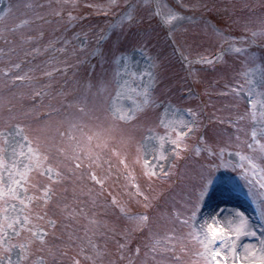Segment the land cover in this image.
<instances>
[{
  "label": "snow or ice",
  "instance_id": "1",
  "mask_svg": "<svg viewBox=\"0 0 264 264\" xmlns=\"http://www.w3.org/2000/svg\"><path fill=\"white\" fill-rule=\"evenodd\" d=\"M14 7L19 6L10 4L0 12V21L10 17ZM126 7L128 11L121 21L129 23L131 39L111 54L109 67L78 85L73 100L67 104L69 112L64 121L67 128L58 130L59 143L53 137L51 144H42L41 130L33 129L27 122L30 114L22 107L13 105L8 107L6 114H0V264H118V261L125 264H264V62L257 64L254 57L245 56L236 84L221 93L232 98V103L227 106L236 110L227 120L231 131L217 133V136L225 137L221 146L219 140L206 138L207 127L200 122V113L192 108H177L171 100L164 101L157 96L164 84V65L159 56L150 54L147 31L144 30L141 37V30L136 27L145 19L149 24L152 19H158L159 26L171 34L191 17L161 0H137ZM138 11L142 12L139 20L135 15ZM37 16L43 19L39 13ZM74 19L76 17L69 13V20ZM27 23L22 21L11 28L5 24L0 28V38L5 44L13 45L7 53L0 50V54L9 58L16 54V41H10L7 36L15 34ZM261 24L264 25V20ZM212 31L219 38L218 53L209 56L196 51L190 59L189 55L180 52L182 64L190 70V75H195L192 67L195 64L215 65L225 55L247 51L234 46L232 41L237 38L225 36L215 28ZM251 35L253 38L264 36V27ZM239 39L247 40L246 37ZM19 40L24 44L31 37L21 34ZM206 43L194 33L186 48H204ZM20 67L19 63L11 65L15 69ZM0 71L5 77L11 75V69ZM31 80L32 77L25 73L11 75L9 83L12 87H27L31 86ZM17 81L27 83L17 85ZM34 95L40 96L41 92L34 91ZM160 107L164 111L158 117V126L164 132L147 128V134L136 144V160L139 162L141 156L144 157L142 175L149 190H153L158 181L167 182L181 161L191 165L185 170L187 182L179 191L169 185L163 195L166 207L160 210V204L153 203L160 197L146 195L136 178L131 176L128 195L139 198L137 202L142 204L144 211L127 215L115 197L111 200V204L119 207L126 216L130 227L119 233L113 229L112 235L108 236L84 226V234L79 235L81 229L67 221H76L77 215L84 213L82 208L79 212L69 211L67 185H71L74 200L77 194L87 195L95 206L103 198L105 183L110 178L109 175H97L102 154L121 155L116 147H110V141L115 137L104 138L101 133L92 131V122L100 121L104 114L105 122L111 121V129L122 133L119 144L126 146L134 139L132 130L137 127L135 122L139 114L147 108ZM181 113H186L190 119ZM118 122L131 124L132 129L120 128ZM219 122L225 123L222 119ZM196 133H199L196 143H189ZM233 142L237 147L245 144L253 154L237 151L239 164L226 159V152L232 154L229 148ZM148 156L163 163L153 167ZM120 163L128 167L126 159ZM227 168L244 182L247 195L256 204L259 225L253 224L239 209L225 214L226 210L218 203L205 213L209 200L228 196L239 187L232 177L218 175L219 169ZM124 175L129 177L127 172ZM60 184L66 186L58 191ZM97 185L99 191L95 190ZM89 224L96 226L98 222L89 219ZM134 233H139L140 238L132 247ZM117 236L120 239H116ZM247 238H254L256 242L245 243ZM98 240H102L103 245ZM110 240L115 241L118 259H111ZM105 257L109 258L105 260Z\"/></svg>",
  "mask_w": 264,
  "mask_h": 264
},
{
  "label": "rangeland",
  "instance_id": "2",
  "mask_svg": "<svg viewBox=\"0 0 264 264\" xmlns=\"http://www.w3.org/2000/svg\"><path fill=\"white\" fill-rule=\"evenodd\" d=\"M179 1L181 2L161 0V3H167L186 17H191V20H186L180 24L178 30L169 34L168 31L166 32L164 28L159 26L156 19H152L151 24L145 19L142 24L136 25V27L141 30V37H143L144 30L147 31L146 38L150 40V54L159 56L164 65V84L159 88L157 96L164 101L171 100L177 108H192L200 113V122L207 127L206 138H210L212 141L219 140L223 146L225 137L217 136V133H227L231 129L226 122L221 124L217 117L228 120L236 110L227 106L232 103V98L223 96L221 93L228 91V88L236 84L237 73L243 67L242 61L245 56L254 57L257 64L264 62V36L257 35L253 38L251 35L253 31L264 27L261 24V21L264 20V0ZM136 2L137 0H0V12L10 4L19 6L13 8V14L5 21H0V28H3L5 24L11 28L21 24L22 21H28L15 34H8L7 38L10 41H16L17 52L11 58L0 54V70L11 69V75L27 73L32 77L31 86L12 87L9 83L11 75L5 77L3 71H0V114H6L8 107L13 105L16 108L22 107L30 114L27 122L31 124L33 129L41 130L42 144H51L53 137L55 142L59 143L58 130L65 131L67 128L64 123L69 112L67 104L73 100L78 85L95 75H99L105 68L109 67L111 54L116 51L120 44L127 45L128 40L131 39L129 23L127 20L122 22L121 18L128 11L126 5ZM29 4L34 7L31 9L26 7ZM181 5L188 7L184 8ZM108 11L114 16L112 20L104 18L91 20V17L104 16ZM37 13L43 19L38 18ZM69 13L76 19L70 21ZM135 15L139 20L142 12L138 11ZM213 28L220 30L225 36L237 38L232 41L234 46L246 48L247 51L244 54L231 53L225 55L221 67L218 64L219 60L215 65L195 64L192 66L195 69V75H190V70L179 59V57L181 58L180 52L183 51L185 55H189L190 59L193 58L196 51L209 56L218 53L220 50L219 38L214 36ZM245 28L248 31H245ZM194 33L199 34L207 43L204 48L187 50L186 46L191 42V36ZM21 34L31 37V40L21 44L19 40ZM43 34L44 36L41 38ZM167 34L172 36L176 43L174 47L179 51H174L171 48L173 44ZM102 36L104 39L101 40ZM36 37L38 38L36 39ZM240 37H246L247 40L242 42ZM42 42L43 45H47L45 50L54 49L57 54L54 53V56L49 57L47 53L38 51L43 47ZM56 44L57 46H54ZM12 46L5 44L4 39L0 38V50H3V53H7ZM205 48L207 51L204 50ZM33 49H37L38 52L35 54ZM26 53H32V55H28L29 58L25 60L26 63L21 64L19 69L11 68L14 63L20 64ZM83 56L87 58L94 56L93 61L97 60L92 64L89 59L80 60V57ZM138 58L140 57L138 56ZM70 62H75V70L67 74L64 71V66ZM26 83L16 82L17 85ZM192 89L202 93L201 101L204 104L197 100ZM34 91H40L41 95L35 96ZM20 93H24V95L21 96ZM124 103L130 104L131 102L125 101ZM163 111L162 107L147 108L144 113L139 114V119L135 122L137 127L132 130L134 139L126 146L119 144L122 133L119 130L111 129V121L105 122L104 114H101L100 121L92 122L94 125L92 131L101 133L104 138L115 137L114 140L110 141V147H116L121 155L117 157L111 152L102 154L101 167L97 168L96 172L99 176L109 175L110 178L105 183L103 198L99 199L95 206L87 195L79 196L77 194V198L74 200L71 185H67L69 188L66 194L67 203L70 206L69 211L76 210L79 212V209L82 208L84 213L83 215L78 214L76 221H67L74 223L77 228L81 229L79 235L84 234L82 230L84 226L98 232H104L108 236L112 235L111 230L113 229L119 233L126 227H130V222L126 216L120 212L119 207L111 204V200L112 197H115L127 215L144 211L142 204L137 202L139 198L128 195L131 191L128 187L131 176L136 178V182L140 184L141 190L146 195L150 197L158 195L160 197L159 200L153 201L154 204H160V210L166 207L163 204V195L169 185H173L179 191L183 183L187 182L185 170L189 169L191 165L181 161L179 166L174 169L175 174L170 176L167 182L158 181L153 185V190H149L142 175L144 157L141 156L139 162L136 160V144L147 134V128L153 127L157 132L163 134L164 129L158 126V117L163 114ZM181 114L186 119H190L186 113ZM118 124L120 128L132 129L131 124H124L123 122H118ZM198 135L199 133L193 134L189 143L195 144ZM246 149L245 144L241 143L237 147L236 143L233 142L229 148V152L232 154L229 155L227 152L228 156H226L231 161L236 162L239 159L235 155L237 151L245 155L253 154L247 153ZM124 159L127 161V168L120 163ZM147 159L152 162L153 167L157 163H163L153 161L151 156H148ZM238 161L241 163L240 159ZM109 163L111 164L110 172ZM125 172L129 173L128 178L125 177ZM219 174H223L221 169L218 170ZM182 177L185 179L182 180ZM231 177L239 187L228 196L209 200L204 210L205 213L218 203L220 208L226 210L225 214L233 209H239L245 212L253 224L259 225L261 221L256 204L247 195V189L243 187L244 182L241 183L235 176ZM41 180L44 181L45 178H41ZM65 186L64 184L57 185L58 191ZM89 187H92L91 183H89ZM95 190L99 191L98 185L95 186ZM149 214L152 215L151 212ZM89 219L96 220L98 224L96 226L90 225ZM161 232H163L162 229ZM257 232L259 234V228H257ZM139 238V233L133 234L132 247L135 246ZM116 239H120V237L117 236ZM97 242L103 245L102 240ZM244 242L255 243L256 240L247 238ZM108 249L113 253L111 259H118L115 255V241H109ZM108 258L105 257V260ZM118 264H125V262L118 261Z\"/></svg>",
  "mask_w": 264,
  "mask_h": 264
},
{
  "label": "trees",
  "instance_id": "3",
  "mask_svg": "<svg viewBox=\"0 0 264 264\" xmlns=\"http://www.w3.org/2000/svg\"><path fill=\"white\" fill-rule=\"evenodd\" d=\"M176 1H178V2H181V1H179V0H176ZM112 17L114 18V16H113V14L112 13H110V11H108V13L106 14V15H104V16H98V17H91L92 19L91 20H95V19H102V18H104V19H110V20H112ZM157 20V23H158V19H156ZM159 24V23H158ZM166 32H167V30H165ZM43 36H44V34L42 35V37L41 38H43ZM46 36V35H45ZM167 36H168V34H167ZM38 37H36V39H37ZM168 38H169V36H168ZM36 39H34V40H36ZM170 40V39H169ZM44 43L42 42V45H43ZM54 46H57V44L56 45H54ZM172 48V47H171ZM45 49H47V45L45 44V45H43V47L42 48H40V50H38V51H40V52H42V53H47V55L49 56V57H51L52 55L54 56V53L56 52V50L54 51V49H52L51 51H48V50H45ZM36 50V51H35ZM33 51H34V53L36 54L38 51H37V49H33ZM57 53H55V55H56ZM28 55H32V53H29V54H27V55H24L23 56V58L21 59V63H20V65L21 64H23L24 62H25V60L26 59H28L29 57H28ZM81 59L80 60H86V59H89V62H92V64H94L95 63V61L97 60V59H95V61H93L94 60V56H92V57H90V58H87L86 56H83V57H80ZM26 63V62H25ZM75 62H70V63H68L66 66H64V71L65 72H67V74L69 73V72H73L74 70H75ZM22 66V65H21ZM67 68V69H66ZM92 68H93V65H92ZM120 164V163H119Z\"/></svg>",
  "mask_w": 264,
  "mask_h": 264
}]
</instances>
